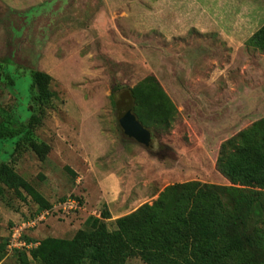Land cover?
Returning <instances> with one entry per match:
<instances>
[{"label":"rangeland","instance_id":"1","mask_svg":"<svg viewBox=\"0 0 264 264\" xmlns=\"http://www.w3.org/2000/svg\"><path fill=\"white\" fill-rule=\"evenodd\" d=\"M185 1L0 0V73L7 75L0 82V119L8 128L23 135L29 114L38 111L30 72L51 77L50 103L31 132L32 140L46 147L36 153L23 141L10 156L15 139L0 140V162H7L50 207L66 197L81 203L75 212L51 211L26 231L24 239L33 249L51 236L44 227L51 228L52 237L68 239L78 225L84 227L78 217L82 199L70 191L74 177L68 164L87 151L97 154L98 144L104 156L94 168L121 177L133 211L174 183L229 186L215 166L221 144L264 117V53L246 45L250 37L245 40L254 25L264 23V0L222 2L230 7L224 20L229 25L241 21L243 34L235 35L227 27L226 35L202 34L187 27L186 19L177 23L171 10L184 9ZM148 76L174 108L166 123L147 127L149 149L125 136L118 121L126 101L123 89ZM114 86L121 89L111 95ZM2 189L0 242L15 224L39 212L21 187ZM261 202L264 214V196ZM71 217L81 222L70 225ZM104 221L108 230L114 228V220ZM30 249L3 250L0 264H16L21 251L29 264H38ZM125 264L144 263L131 255Z\"/></svg>","mask_w":264,"mask_h":264},{"label":"trees","instance_id":"2","mask_svg":"<svg viewBox=\"0 0 264 264\" xmlns=\"http://www.w3.org/2000/svg\"><path fill=\"white\" fill-rule=\"evenodd\" d=\"M246 45L264 53V24ZM6 78L0 73V82ZM30 78L38 111L31 112L23 126L26 137L0 119V140L15 139L10 156L20 150L23 141L36 153L46 147L33 141L31 132L50 103L51 77L34 70ZM8 82L12 84L11 79ZM120 89L112 87L111 95ZM123 90L122 111L130 108L146 129L151 123H166L174 111L154 77ZM215 166L229 186L197 181L165 186L150 204L116 218L112 230L104 221L109 213L101 210L99 217H87L84 227L69 239L40 240L29 256L38 264H125L131 255L144 264H264V117L221 144ZM68 172L74 176L70 169ZM3 186L24 189L38 211L50 208L5 161L0 162V196ZM6 241L0 242V253ZM18 253L16 264H29L24 251Z\"/></svg>","mask_w":264,"mask_h":264},{"label":"crops","instance_id":"3","mask_svg":"<svg viewBox=\"0 0 264 264\" xmlns=\"http://www.w3.org/2000/svg\"><path fill=\"white\" fill-rule=\"evenodd\" d=\"M224 1L227 0H186L184 9H177V7H174L175 10H171V16L177 18V23L181 22L183 19H186L188 23L187 27H192L202 34L216 33L217 35H226V33H224L223 31L225 27H227L229 31L232 29L234 35L236 32L243 34L241 30L242 26H240V19H238V21L235 20L234 22H231L230 25L226 22V20H224L223 13H226V11H228L226 9L230 8L222 4V2ZM176 11L178 13H176ZM247 16L250 19L249 13L247 14ZM255 27L256 26L254 25V31L259 28ZM254 31L249 33L248 36H246L245 40L249 38ZM244 43L242 41L241 45L239 46H244ZM212 46L214 47V49L219 51L220 48L218 45L212 44ZM211 50L212 49H210L209 51ZM91 130H93L92 134L94 138H96L98 136L97 130L92 128ZM92 134H90L91 137ZM98 145H95L97 146L95 149V151H97V154H95L94 151L92 152L94 154L90 155V152L87 151L83 156H81V159L78 158L72 164H68L69 168L74 173V176H72L74 177V186L70 191L78 194V196L81 197L83 203V209L78 214V217L82 218V223H84L88 216H93L94 214H96L94 216L97 217L99 215L98 213H100L102 209L106 210L109 213L110 218L108 220H115L116 218L133 211L131 210V203L127 199L128 190L127 188L126 190L124 189L125 184L123 186L121 177H119L113 170L104 172L98 170L96 167L94 168V161L104 156L100 154L102 153L100 151L101 147L100 145ZM71 218L72 219L68 220L70 221V225H72L73 222H81V219L77 220V218ZM77 229H79V225L75 230ZM41 230L49 233L51 235L49 237H52V233H54L51 231L50 227H44V229Z\"/></svg>","mask_w":264,"mask_h":264},{"label":"built area","instance_id":"4","mask_svg":"<svg viewBox=\"0 0 264 264\" xmlns=\"http://www.w3.org/2000/svg\"><path fill=\"white\" fill-rule=\"evenodd\" d=\"M81 203L76 197H66L63 201L57 202L55 205H51L49 209L39 211L35 216L21 221L15 224L9 231L5 250L6 252L16 251V250H28L32 248L27 240L24 239L26 231L34 228L39 221L45 219L51 211L59 213L75 212L79 210Z\"/></svg>","mask_w":264,"mask_h":264},{"label":"water","instance_id":"5","mask_svg":"<svg viewBox=\"0 0 264 264\" xmlns=\"http://www.w3.org/2000/svg\"><path fill=\"white\" fill-rule=\"evenodd\" d=\"M119 126L122 133L136 141L145 148L151 147L150 132L144 128L132 114L131 109L127 108L119 118Z\"/></svg>","mask_w":264,"mask_h":264}]
</instances>
